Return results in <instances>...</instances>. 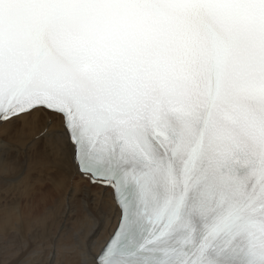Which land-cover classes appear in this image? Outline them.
I'll return each instance as SVG.
<instances>
[{"label": "snow or ice", "instance_id": "obj_1", "mask_svg": "<svg viewBox=\"0 0 264 264\" xmlns=\"http://www.w3.org/2000/svg\"><path fill=\"white\" fill-rule=\"evenodd\" d=\"M0 264H264V0H0Z\"/></svg>", "mask_w": 264, "mask_h": 264}, {"label": "bare ground", "instance_id": "obj_2", "mask_svg": "<svg viewBox=\"0 0 264 264\" xmlns=\"http://www.w3.org/2000/svg\"><path fill=\"white\" fill-rule=\"evenodd\" d=\"M51 204V200H48L45 204L40 205L39 207L36 208L37 214L43 213L44 209L47 205Z\"/></svg>", "mask_w": 264, "mask_h": 264}]
</instances>
